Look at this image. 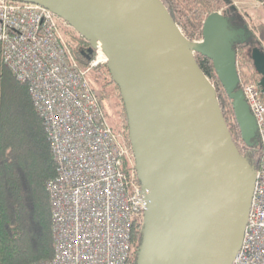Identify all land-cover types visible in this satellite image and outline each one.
Listing matches in <instances>:
<instances>
[{"label":"water","instance_id":"obj_1","mask_svg":"<svg viewBox=\"0 0 264 264\" xmlns=\"http://www.w3.org/2000/svg\"><path fill=\"white\" fill-rule=\"evenodd\" d=\"M16 1L56 14L89 43V56L100 49L108 59L146 202L137 264H233L256 171L235 144L195 54L213 62L244 143L256 147L257 124L233 47L238 32L214 13L203 41L192 42L162 0ZM251 59L264 94V49L253 48Z\"/></svg>","mask_w":264,"mask_h":264},{"label":"built area","instance_id":"obj_2","mask_svg":"<svg viewBox=\"0 0 264 264\" xmlns=\"http://www.w3.org/2000/svg\"><path fill=\"white\" fill-rule=\"evenodd\" d=\"M74 32L41 6L0 0L3 63L28 86L57 166L47 183L55 256L33 264H128L146 202L131 144L111 127L90 81L91 71L108 59L97 49L82 68L68 38ZM242 91L256 120L260 159L244 242L233 264H264V94L259 82ZM254 151L247 148L243 156Z\"/></svg>","mask_w":264,"mask_h":264},{"label":"trees","instance_id":"obj_3","mask_svg":"<svg viewBox=\"0 0 264 264\" xmlns=\"http://www.w3.org/2000/svg\"><path fill=\"white\" fill-rule=\"evenodd\" d=\"M162 2L185 37L192 42L203 39L207 18L214 13H221L229 22L230 29L238 32L233 47L238 56L240 89L245 84L260 79L253 66L251 51L255 47L262 48L261 44L254 31L250 30L244 16L234 6L233 0ZM68 38L75 46L80 66L89 67L94 56L87 54V41L78 34H70ZM195 58L216 88L235 144L241 154H244L247 148L255 150L246 157L251 165L257 168L260 159L258 140L255 141L256 147H249L244 143L232 102L217 77L213 62L199 54H195ZM91 72L90 81L97 93H100L98 88L109 85H114L119 90L112 81L107 65L99 66ZM101 100L108 117L103 96ZM124 112V126L128 132L125 106ZM120 126L122 124L111 127L117 131ZM56 175L57 166L51 143L35 110L29 88L19 82L5 66L0 49V264H33L54 258L52 204L47 183ZM142 242V231H135L133 244L136 252H133L128 264H137V252Z\"/></svg>","mask_w":264,"mask_h":264},{"label":"rangeland","instance_id":"obj_4","mask_svg":"<svg viewBox=\"0 0 264 264\" xmlns=\"http://www.w3.org/2000/svg\"><path fill=\"white\" fill-rule=\"evenodd\" d=\"M234 6L238 8L239 12L244 16V19L250 30L256 34L261 47L264 49V5H259L254 0H233ZM76 32L72 33L75 34ZM199 42L200 41H193ZM248 49V53H249ZM99 95L104 97V102L108 111V118L111 126H120L118 132H123L125 138L129 140V132H127L124 118V104L120 97L119 90L114 85H109L105 88H98ZM122 122V123H121Z\"/></svg>","mask_w":264,"mask_h":264},{"label":"bare ground","instance_id":"obj_5","mask_svg":"<svg viewBox=\"0 0 264 264\" xmlns=\"http://www.w3.org/2000/svg\"><path fill=\"white\" fill-rule=\"evenodd\" d=\"M76 34V33H75ZM77 35V34H76ZM70 36V35H69ZM72 36V35H71ZM73 37H74V35H73ZM88 44V43H87ZM76 50V49H75ZM76 52V51H75ZM78 59V58H77ZM81 67H82V65H81ZM94 70V69H93ZM92 73V72H91ZM91 76V75H90ZM246 85V84H245ZM104 108H105V106H104ZM254 165H256V164H254ZM254 167V166H253ZM142 244V243H141ZM141 246V245H140ZM135 249V248H134ZM134 252H136V250L134 251ZM138 253V252H137ZM136 254V253H135Z\"/></svg>","mask_w":264,"mask_h":264},{"label":"flooded vegetation","instance_id":"obj_6","mask_svg":"<svg viewBox=\"0 0 264 264\" xmlns=\"http://www.w3.org/2000/svg\"><path fill=\"white\" fill-rule=\"evenodd\" d=\"M239 132H240V129H239ZM241 133V132H240Z\"/></svg>","mask_w":264,"mask_h":264}]
</instances>
